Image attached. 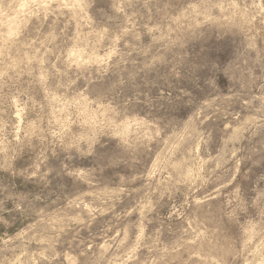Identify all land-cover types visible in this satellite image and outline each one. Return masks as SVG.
<instances>
[{"label":"rangeland","instance_id":"374dc122","mask_svg":"<svg viewBox=\"0 0 264 264\" xmlns=\"http://www.w3.org/2000/svg\"><path fill=\"white\" fill-rule=\"evenodd\" d=\"M0 264H264V0H0Z\"/></svg>","mask_w":264,"mask_h":264}]
</instances>
